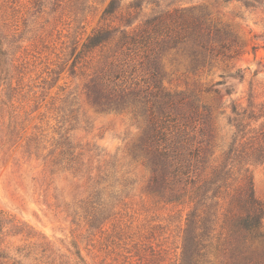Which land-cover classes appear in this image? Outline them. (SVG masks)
<instances>
[{
	"label": "rangeland",
	"instance_id": "374dc122",
	"mask_svg": "<svg viewBox=\"0 0 264 264\" xmlns=\"http://www.w3.org/2000/svg\"><path fill=\"white\" fill-rule=\"evenodd\" d=\"M111 1L0 0V40L7 53L0 82V264L182 262L192 185L181 176L184 181L175 192L153 195L151 168L136 156L143 122L127 113L103 111L86 94V84L109 65L113 52L77 55L95 30L120 26L119 20L102 18ZM132 1H121L122 13ZM254 5L144 0L136 24L157 12L197 7L229 28L241 46L233 61L202 72L175 53L164 61V86L194 92L213 111L216 139L206 157L189 156L198 146L197 131L182 127L169 136V142L181 140L178 153L192 177L210 174L225 161L238 123L248 134L246 148L264 132V1ZM134 81L129 74L122 80L125 86ZM232 104L257 121L247 127L250 120H238L242 118L233 114ZM63 144L84 154L89 174L66 169ZM241 160L233 178H242L239 174L249 169L255 196L264 205V163L251 162L245 154ZM99 213L105 214L103 225L93 228ZM219 255L212 250L202 264H222Z\"/></svg>",
	"mask_w": 264,
	"mask_h": 264
},
{
	"label": "trees",
	"instance_id": "16d2710c",
	"mask_svg": "<svg viewBox=\"0 0 264 264\" xmlns=\"http://www.w3.org/2000/svg\"><path fill=\"white\" fill-rule=\"evenodd\" d=\"M121 1L112 0L102 16L104 20H119L120 26L95 30L77 55V59L87 57L98 49L113 52L109 65L99 75H93L85 86L90 103L103 111L127 113L135 122H143V135L136 146V156L151 168L149 189L153 195L175 192V186L184 181L181 176L186 177V185H192L190 199L193 208L184 232L181 264H202L212 250L219 252L222 264H264V205L255 196L249 169L239 174L242 178H233L236 163L243 162V154L251 162L264 163V132L246 148L244 146L250 144L246 140L248 134L239 129L242 124L238 123L233 143L225 153V161L202 177L190 175V166L178 153L177 144H181V140L169 142V136L176 130L180 132L182 127L197 131L200 137L198 146L189 156L199 159L211 153L216 134L211 106L204 104L194 92H175L164 86L166 57L175 53L183 57L192 70L202 72L240 56L237 37L197 7L157 12L136 24L144 0L132 1L126 13H122ZM224 1L241 2L250 8L256 7L254 4L261 5L264 0ZM6 55L0 40V82L7 65ZM126 74L135 78L127 86L122 82ZM237 110L232 104L233 114L242 118L238 120H250L247 127L257 121L251 112L247 117L246 112L238 113ZM61 147L67 170L75 174L86 170L89 174L88 163L81 159L83 153L76 155L71 144ZM237 183L240 185L235 186ZM111 210L114 208L109 212ZM99 214L97 218L93 217V228L103 225L105 214ZM3 229L0 221V242Z\"/></svg>",
	"mask_w": 264,
	"mask_h": 264
}]
</instances>
